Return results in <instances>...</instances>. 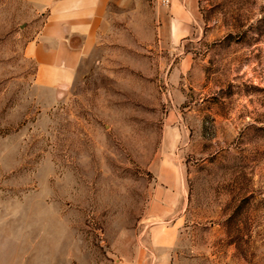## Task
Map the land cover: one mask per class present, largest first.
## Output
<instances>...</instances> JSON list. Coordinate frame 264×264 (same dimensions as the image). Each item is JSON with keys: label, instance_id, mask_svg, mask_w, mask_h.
I'll return each instance as SVG.
<instances>
[{"label": "rangeland", "instance_id": "374dc122", "mask_svg": "<svg viewBox=\"0 0 264 264\" xmlns=\"http://www.w3.org/2000/svg\"><path fill=\"white\" fill-rule=\"evenodd\" d=\"M148 3L55 96L0 0V264H264V0Z\"/></svg>", "mask_w": 264, "mask_h": 264}, {"label": "crops", "instance_id": "0c3cea01", "mask_svg": "<svg viewBox=\"0 0 264 264\" xmlns=\"http://www.w3.org/2000/svg\"><path fill=\"white\" fill-rule=\"evenodd\" d=\"M28 1L44 21L23 52L34 63L36 85L55 96L73 84L104 42L118 40L121 34L145 39L153 32L154 14L147 0ZM183 2L192 8L196 0H173L167 10L176 16ZM156 17L160 33L165 34L169 19L160 12Z\"/></svg>", "mask_w": 264, "mask_h": 264}, {"label": "built area", "instance_id": "2783aa9c", "mask_svg": "<svg viewBox=\"0 0 264 264\" xmlns=\"http://www.w3.org/2000/svg\"><path fill=\"white\" fill-rule=\"evenodd\" d=\"M152 5L167 8L171 6L173 0H148Z\"/></svg>", "mask_w": 264, "mask_h": 264}]
</instances>
